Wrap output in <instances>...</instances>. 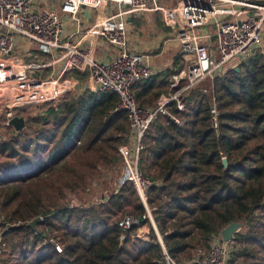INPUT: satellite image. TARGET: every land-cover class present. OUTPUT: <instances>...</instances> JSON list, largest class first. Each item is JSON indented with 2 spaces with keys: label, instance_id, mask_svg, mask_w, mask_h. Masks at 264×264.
Returning <instances> with one entry per match:
<instances>
[{
  "label": "trees",
  "instance_id": "trees-1",
  "mask_svg": "<svg viewBox=\"0 0 264 264\" xmlns=\"http://www.w3.org/2000/svg\"><path fill=\"white\" fill-rule=\"evenodd\" d=\"M150 79L143 85L151 92L140 95L158 98L165 84ZM205 80L215 96L217 128L212 96L198 82L186 92L183 111L171 108L182 124L158 113L141 138L137 169L148 180L146 203L176 261L197 245L208 247L237 221L243 223L233 236L239 264H264V54L253 49L224 74ZM46 103L36 116L21 115L32 122L31 131L0 140V223L8 225L5 235L21 233L12 244L22 248L16 264H166L132 180L98 203L69 206L60 200L67 190L86 189L97 168L121 169L118 146L130 141L132 130L118 94L86 89ZM12 171L18 174L9 178ZM124 212L137 220L125 231L117 224ZM38 215L46 220L33 229L29 222ZM143 224L147 237L134 236ZM50 237L62 243L61 251Z\"/></svg>",
  "mask_w": 264,
  "mask_h": 264
},
{
  "label": "built area",
  "instance_id": "built-area-1",
  "mask_svg": "<svg viewBox=\"0 0 264 264\" xmlns=\"http://www.w3.org/2000/svg\"><path fill=\"white\" fill-rule=\"evenodd\" d=\"M33 1L0 0L1 126L10 125L16 107L56 100L74 91L79 80L64 77L65 71L86 75L87 90L116 92L118 108L127 113L133 148L129 143L118 146L119 154L130 168L129 175L121 183L132 180L137 192L138 188L144 192L148 183L138 171L137 162L143 147L141 138L151 121L161 113L182 124L183 120L175 116L171 108L183 111L185 95L191 87L205 78L213 80L236 66L261 40L264 26V0H177L172 5H165L160 0H62L58 8L39 9ZM82 5L99 14L85 28H82ZM151 10L162 12L166 24L177 28L181 53L186 59L183 76H171L168 91L159 95L155 108L140 106L133 93V86L149 77L151 70L146 63L147 55L129 50L126 40V17ZM69 23L75 29L70 30ZM210 23L215 27L217 54L203 41L205 35L199 32ZM22 43L26 45L23 58L17 52ZM98 45L109 46L110 56L96 59ZM42 55L51 57L49 63L39 60ZM24 59L28 62L24 63ZM56 62L63 65L60 77L33 73V70H43ZM202 92L212 96L211 119L213 127L217 128L215 96L207 88ZM1 139L4 137L0 132ZM38 216L40 222L46 220V217ZM136 222L127 212L117 218L118 226L124 231ZM7 229V224L0 223V264H16L22 248L13 250L11 243L5 242ZM134 236L141 237L136 232ZM49 241L61 251V242L52 237ZM234 243L233 238L224 241L219 233L210 241L207 250L195 248L191 258L182 262L172 258L166 248L162 247V250L166 264H228L230 255L235 253Z\"/></svg>",
  "mask_w": 264,
  "mask_h": 264
},
{
  "label": "crops",
  "instance_id": "crops-1",
  "mask_svg": "<svg viewBox=\"0 0 264 264\" xmlns=\"http://www.w3.org/2000/svg\"><path fill=\"white\" fill-rule=\"evenodd\" d=\"M61 1L62 0H34L33 4L37 9L43 7L58 8ZM175 1L177 0H174V2ZM261 1L262 0L256 2H261ZM83 15H84V19L82 20V28H85L89 26L92 20H94V18H96L97 15L99 14L94 9H88V15H85L84 13ZM68 25H69L68 28L70 30L75 29L74 25H71L70 23ZM199 32L205 35V37L202 38L203 41H205L211 47L213 53L217 54L216 33H215L214 23L208 24L204 28L200 29ZM263 38H264V30L262 32L261 41H263ZM126 40L128 43L129 50L136 52H143L144 54L147 55L146 63L149 65L151 70L150 76L148 78H151L150 81L153 83L158 82L160 84H165L164 90L160 94L168 91L169 82L171 80L172 75L179 74L183 76L185 71L186 59L182 56L181 53L180 41L177 38V28L176 27L173 28L166 24L162 12L151 10V11H146L143 13L132 14L130 16H127ZM23 45H24L23 43L21 44V46L18 45L19 50H17L18 54L22 55V58L26 56L25 53H23L24 49L21 48ZM104 47L105 48L104 49L102 48L101 53L103 55V58L105 59L108 56H110L109 53H111V48L109 46H104ZM50 59L51 57L49 55H42L39 60L42 62L45 61L46 63H49ZM27 62L28 60L24 59V63ZM62 69H63L62 63L56 62V63H50L43 70L40 71L33 70V73L34 74L36 73L38 76L60 77ZM33 73L31 74L34 76ZM62 75L66 78L75 77L79 80V84L77 85L74 91L67 92L62 96L68 93L73 95L77 93L79 90H86V78H87L86 75L80 74L77 71H68V70L65 71L64 74ZM81 77L83 78L81 79ZM143 82L144 80L143 81L140 80L134 85L133 93L135 97L137 95L136 93L140 95L142 94V92H146V94H149L151 92L150 89L149 90L147 89V86L143 85ZM203 89L206 88H202V90ZM136 99L139 105L148 108H155L157 105L158 98L156 97V99L154 100L153 95L152 96L144 95L143 97L140 95L139 98L137 97ZM47 101H54V100H47ZM2 128L10 129L12 133L18 132L11 125H7L6 127H2ZM148 230H149L148 228L145 229L142 226H138L136 229V233H138L139 236L145 238L147 237Z\"/></svg>",
  "mask_w": 264,
  "mask_h": 264
},
{
  "label": "rangeland",
  "instance_id": "rangeland-1",
  "mask_svg": "<svg viewBox=\"0 0 264 264\" xmlns=\"http://www.w3.org/2000/svg\"><path fill=\"white\" fill-rule=\"evenodd\" d=\"M161 3L167 4V5H170V4L172 5L174 3V0H161ZM263 30H264V28H263ZM20 46H21V44H20ZM21 48L25 49L26 45L24 44ZM102 48L104 49L105 47L100 46V45L97 46V48L95 50V58L96 59L103 58V55L101 53ZM23 49H21V50H23ZM17 50H18V48H17ZM254 50L264 54V38H263V41L260 40L258 42V44L254 47ZM82 78L83 77H81V79ZM209 84L210 83L207 80H203L199 84V88H206L209 86ZM69 95H71V94L68 93L65 96H69ZM153 99L155 100L156 97H154ZM36 104H38V105H36ZM47 106H48V104L46 102H36L34 104L29 103V104L23 105L21 107L15 108L13 111L18 116L23 115L24 117H28V116L32 117V116H36L38 113L43 111V109H45ZM1 118H2V116H1V112H0V119ZM24 128H26V130H28V131H31L33 129L32 122H30L28 124L25 121V127ZM0 132L2 134V137H4V139H1V140H5V139L9 138L13 134L10 129H3L1 125H0ZM131 140L132 139H130V141L128 140L127 143H129L128 145L131 148H133V141H131ZM127 143H122V144H127ZM122 144H120V145H122ZM0 160H3V158H0ZM106 172H108V173L105 176ZM129 173H130V168L126 164L125 160L123 161V165L121 166L120 170L109 169L106 171L104 167H99L90 174V176L88 178V186L86 189L80 190L77 192L67 190L61 195L60 200H61V202H64V204H67L69 206H79L80 204L88 203V202L89 203H98L103 199L102 198L103 196H105V195H107L113 191H116L115 188L119 184H121V181L126 176H128ZM3 174L4 173L0 174L1 177L4 176ZM17 174H18L17 171H12V172L8 173V177L14 178L17 176ZM142 178L144 179L143 176H142ZM122 214H124V213H122ZM39 223H41V222H39ZM139 226H142L145 229L148 228L147 224H143V225H139ZM20 234H21L20 232H17L16 234L15 233H7L5 235V238H6L5 242L6 243L10 242L11 248L13 250H17L16 248H13L12 244L18 243V237ZM234 245H237V244L234 243ZM200 247L203 250H207L209 248V246L203 247L202 245H197L195 248H200ZM195 248L190 250L191 255L194 253ZM235 248H236V246H235ZM188 258L183 259V261L187 260ZM242 261L243 260L240 256H238V255L236 256L235 254H232V255H230V259L228 260V264H239Z\"/></svg>",
  "mask_w": 264,
  "mask_h": 264
},
{
  "label": "water",
  "instance_id": "water-1",
  "mask_svg": "<svg viewBox=\"0 0 264 264\" xmlns=\"http://www.w3.org/2000/svg\"><path fill=\"white\" fill-rule=\"evenodd\" d=\"M82 9H83V13L85 15H88V9L86 8V6L82 5ZM9 124L16 130V131H20L22 130L24 127H25V119L24 117L22 116H18V115H15L13 116L10 120H9ZM221 162H222V165H223V169L226 170L227 167H228V161H227V158L226 156H222L221 158ZM138 193H139V196L140 198L142 199L144 205H145V208H146V214L148 216V219H149V222L157 236V239L161 245V247L163 248H166L164 243H163V240H162V237L157 229V226H156V223L153 219V216L148 208V205L146 203V198H145V194L144 192L138 188ZM41 221V218L39 216H36L34 217L30 222H29V225L33 228V229H36V225L37 223H39ZM243 223L242 222H237V221H233V222H230L228 223L225 227H223L221 230H220V235H221V238L224 240V241H229L233 238L234 236V233L237 232L241 227H242Z\"/></svg>",
  "mask_w": 264,
  "mask_h": 264
}]
</instances>
